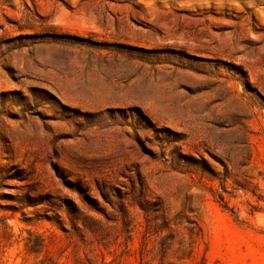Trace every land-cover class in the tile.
<instances>
[{
    "label": "rangeland",
    "instance_id": "374dc122",
    "mask_svg": "<svg viewBox=\"0 0 264 264\" xmlns=\"http://www.w3.org/2000/svg\"><path fill=\"white\" fill-rule=\"evenodd\" d=\"M0 264H264V0H0Z\"/></svg>",
    "mask_w": 264,
    "mask_h": 264
}]
</instances>
